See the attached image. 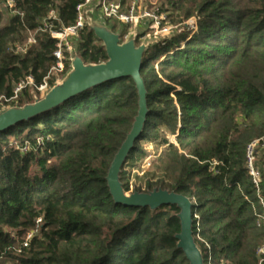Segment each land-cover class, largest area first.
<instances>
[{"label":"trees","instance_id":"1","mask_svg":"<svg viewBox=\"0 0 264 264\" xmlns=\"http://www.w3.org/2000/svg\"><path fill=\"white\" fill-rule=\"evenodd\" d=\"M13 1L22 17L0 11V100L10 99L28 76L40 85L55 63L56 42L46 33L23 56L8 47L25 43L51 10L58 31L72 26L81 2ZM161 7L168 17L197 18L198 30L190 39L179 35L149 46L143 55L148 115L121 168L122 190L161 189L188 198L203 264H259L261 208L245 148L264 137V0H165ZM182 42V51L159 59ZM76 54L84 65L107 61L88 27L78 33ZM63 58L65 75L71 64L65 50ZM29 90L17 108L33 103ZM137 112L135 85L122 78L0 132V264H189L177 249L175 206L128 207L109 193L108 169ZM159 132L177 144L164 142L155 171L131 185L127 169L144 156L142 143H156L150 133Z\"/></svg>","mask_w":264,"mask_h":264},{"label":"water","instance_id":"2","mask_svg":"<svg viewBox=\"0 0 264 264\" xmlns=\"http://www.w3.org/2000/svg\"><path fill=\"white\" fill-rule=\"evenodd\" d=\"M87 27L102 43L107 61L99 65H84L77 56L71 58L70 70L62 82L54 84L47 94L34 103L22 108L13 107L0 112V132L48 113L68 100L96 86L122 78H130L137 90L138 112L130 133L117 151L108 169L106 182L115 204L128 207H147L155 211L162 206H175L179 213L180 233L175 237L177 249L181 250L189 264H203L202 254L196 247L192 236V203L173 192L161 189L126 196L119 182V174L134 142L139 139L147 118L146 90L141 78L142 60L148 46L136 47L134 38L120 44V36L99 22L93 15H87Z\"/></svg>","mask_w":264,"mask_h":264},{"label":"built area","instance_id":"3","mask_svg":"<svg viewBox=\"0 0 264 264\" xmlns=\"http://www.w3.org/2000/svg\"><path fill=\"white\" fill-rule=\"evenodd\" d=\"M76 7L77 18L72 26L66 27L58 31L57 14L51 10L47 17L44 18L36 31L29 33L28 38L23 44L10 45L7 49L8 53L14 56H23L28 50L35 45L36 35L40 33L48 34L55 40V51L53 57L54 65L49 70L47 76L38 86L34 84L32 76L21 80L14 88L13 95L10 99L0 100V104L9 106L15 104L18 97L26 89H32L39 98L44 97L54 84H57L64 75L63 52H71L72 48L69 42L78 37V33L87 27V15H93L96 20L105 25V21L115 22L127 29V33L120 36V44H123L134 38L135 45L141 42L139 46L155 45L181 33L180 25H170L169 17L162 13L159 8L154 5L146 8L145 0H80ZM0 11L10 16L22 17V14L15 10L13 0H0ZM184 27L189 28V32L193 35L198 30V19L195 17L185 20ZM144 27L142 34H137L136 29ZM189 39V38H188ZM51 83V84H50ZM52 85V86H51ZM37 100V99H36ZM264 151V137L250 142L245 148V170L256 190L259 200L261 212L257 215V227L262 230L263 243L258 247L256 254L259 264H264V196L261 195L262 171L258 166L259 154ZM40 220L36 222V227L28 234V239L23 244L27 247L30 238L38 232Z\"/></svg>","mask_w":264,"mask_h":264},{"label":"rangeland","instance_id":"4","mask_svg":"<svg viewBox=\"0 0 264 264\" xmlns=\"http://www.w3.org/2000/svg\"><path fill=\"white\" fill-rule=\"evenodd\" d=\"M164 1L165 0H145L144 6L146 8H149V7L154 5L155 7L159 8V10H161L162 13L169 16V14L165 13L162 10L161 6H163ZM6 22H7V19L4 20L2 22V24L4 25V24H6ZM184 22H185V19H183V18L178 19L175 14H173L172 17H169L170 25H173V26L174 25H180V28L182 30L181 33H176L175 36L186 35L187 38L190 39L192 34L188 31L189 28L184 27L185 26V25H183ZM107 23H108L107 25L110 27L114 26V28L116 29L115 33H120V34L127 33V29L125 27H122L121 25H119L113 21L107 22ZM144 30H145L144 27H139L138 29H136V33L142 34V32ZM175 36H173V37H175ZM76 39L77 38L72 39L69 42V45L72 48L71 52L66 51L69 54V60H71V58H73L74 56H77V54H76ZM167 40H169V39H167ZM140 44H141V42H137L136 47H138ZM158 44H160V43H158ZM185 44L186 43L182 42L178 48L170 49L168 52L162 53L160 55L159 59L163 60L167 56H170L176 52L182 51L185 48ZM150 46H152V45H150ZM154 68H155V70L158 69L157 64H154ZM64 76L65 75H63L61 77V79L57 83V85L62 82V79L64 78ZM28 94H29V96L32 97L33 103L35 102L36 99L39 100V99L43 98V97L39 98L38 95H36L34 92H32L30 90L28 91ZM13 107H16V105L10 104L9 106H6L3 104H0V112L3 110H6V109L13 108ZM150 135L157 138L156 143H149V142L142 143L141 147L144 151V156L140 159V161L138 162V164L135 167L127 169L129 172V180H130L131 185H134L135 183L137 185L142 184L143 182L146 181V177L147 176L150 177V175L155 171L156 164H157V161L161 155V152L166 147V145H163L164 142H168L169 144H173V145L177 144L175 141V136H173L171 134H163L162 132H159V133H150ZM263 154H264V151L259 154V164L261 163V158H262L261 156ZM125 195L129 196L130 194L125 193ZM27 239H28V237H26L25 240H27Z\"/></svg>","mask_w":264,"mask_h":264}]
</instances>
